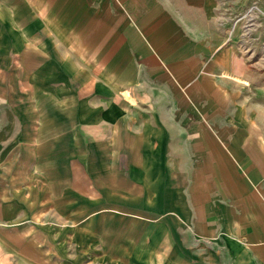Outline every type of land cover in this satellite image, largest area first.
Here are the masks:
<instances>
[{"label": "crops", "instance_id": "1", "mask_svg": "<svg viewBox=\"0 0 264 264\" xmlns=\"http://www.w3.org/2000/svg\"><path fill=\"white\" fill-rule=\"evenodd\" d=\"M253 2L0 0V264H264Z\"/></svg>", "mask_w": 264, "mask_h": 264}, {"label": "rangeland", "instance_id": "2", "mask_svg": "<svg viewBox=\"0 0 264 264\" xmlns=\"http://www.w3.org/2000/svg\"><path fill=\"white\" fill-rule=\"evenodd\" d=\"M254 2L257 8L249 32V35H253L254 41L250 42L251 44L248 46H244L247 48L246 51H253V55L251 59L244 61L247 62V64L245 63L246 70L251 74L253 73L255 77L253 80L240 79L238 82L239 89L243 93L240 107L249 112L250 117L255 121V132L264 139V0H254ZM244 13L245 11L242 10V13L236 18L243 32ZM260 28L261 30H259Z\"/></svg>", "mask_w": 264, "mask_h": 264}, {"label": "built area", "instance_id": "3", "mask_svg": "<svg viewBox=\"0 0 264 264\" xmlns=\"http://www.w3.org/2000/svg\"><path fill=\"white\" fill-rule=\"evenodd\" d=\"M257 8V5L255 2L251 3L245 10H243L244 13V22H243V30L249 33L251 30V27L254 22V12L256 11L255 9Z\"/></svg>", "mask_w": 264, "mask_h": 264}]
</instances>
